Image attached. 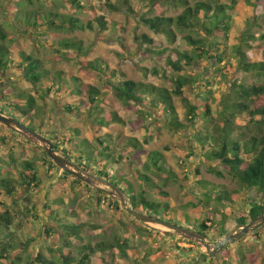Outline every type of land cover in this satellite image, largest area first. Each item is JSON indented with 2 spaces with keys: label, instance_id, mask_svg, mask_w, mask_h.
Returning a JSON list of instances; mask_svg holds the SVG:
<instances>
[{
  "label": "trees",
  "instance_id": "1",
  "mask_svg": "<svg viewBox=\"0 0 264 264\" xmlns=\"http://www.w3.org/2000/svg\"><path fill=\"white\" fill-rule=\"evenodd\" d=\"M15 1L19 9L11 16L27 33L35 36L62 30H90L98 34L109 28V23L103 15L95 16V4L89 0ZM96 5L110 12L125 11L135 15L142 25L156 34L164 35L170 42L176 40L177 32H186L183 37L187 45L182 50L163 47L146 33L134 35V39L144 46L146 54L163 60L170 69L167 73L159 66H144L141 67L143 73L157 77L169 86L124 79L123 75L120 77L114 70H109L100 58L79 59L81 56H88L89 49L84 47L82 40L75 38H61L51 44L58 54L55 59H74L84 69L102 73L116 97L127 109L139 114L134 113V128L145 125L144 121L138 122L139 119L144 120L140 118V113L151 114L150 111L157 110L159 120L170 130L181 132L190 129V140L198 144L201 155L210 162L208 171L219 177L227 174L235 178L242 187L255 189L259 201L251 202L247 211H238L237 216L230 217L232 211L227 210V207L239 198V193L210 183L197 169L194 180L201 190V201L208 206V210L198 216H183L181 211L169 205L167 192L149 175L155 169V175L162 176L164 181L179 178L166 163L164 154L158 150L148 154L147 161L143 163V171L136 170L135 183L119 176L123 160L134 161L136 155L143 151L137 139L131 138L118 154L112 153L117 144L111 143L110 136L104 134L103 128L108 127L110 123H122V117L116 111H105L108 100L96 86L84 83L64 70L51 71L44 66L42 59L24 49L13 50L12 34H9L2 24L0 71L5 72L12 64L20 72L21 85H26L25 88L29 86L30 90L24 87L10 93L1 90L0 111L5 114L14 112L23 119H31L37 106V97L46 100L51 97L52 92L63 96L62 106L68 113L80 112V109L88 104V111L80 116L90 119L92 138L100 147L88 150L85 146V149H79L76 155L74 150L68 152L66 149H60L55 142L56 151L74 160L87 171L122 188L131 207L162 219L168 220L170 217L185 225L194 224L200 229L210 227L205 224L209 221L210 225L221 232L256 217L264 204V60L252 61L244 49L256 50L259 45L264 46V31L258 36L254 33V27L259 26L258 21L264 18V0H230V4L221 3L219 0H196L192 4L189 0H97ZM178 7H182V11L175 16L165 13L168 8ZM72 9L76 15H93L96 24L92 20L85 21L72 15L69 12ZM236 13L240 22L233 31L232 27L236 22L233 14ZM122 28L120 22L113 23L114 31ZM231 52L236 59L234 63L229 59ZM196 61H202L201 70L198 74H190L188 70ZM243 75L257 76L262 83H249ZM187 90L195 94L193 99L184 96ZM177 103L182 104L185 109L183 121L180 119ZM28 126L41 130V133L49 131L33 121H30ZM8 129L15 134L12 129ZM18 136L27 143L34 144L22 135ZM8 142L6 136H0V143L6 145ZM81 143L84 144L85 141ZM35 147L44 155L42 165L46 166L48 163L46 168L49 171L55 167L62 178L70 175L60 170L40 147ZM84 156L86 159H83ZM9 157L7 167H0V194L9 200L0 202V263L6 260L8 264H90L92 255L97 252H117L122 258H128L130 253H138V248L128 236H114L112 241L100 239L95 244L88 238L89 234L83 238L82 233L100 229V226L90 222L73 221L72 218L77 216L74 201L66 204L62 196L51 199L47 196V201L43 204L45 217L39 214L36 204L26 196L23 200L28 201L30 206L27 205L23 209L19 204L22 199L21 192L27 195L31 190H35L41 185L42 178L33 161L26 158L20 161L18 167L12 151ZM113 165L117 167V171L112 168ZM13 171L16 177L12 175ZM71 177L76 183L84 184L93 190V196L99 203H111L115 206L119 211V223L129 232L130 228L120 218L122 210L117 207L118 201L115 198L74 176ZM159 211H162L163 217L159 216ZM27 213L43 222L41 232L47 239L56 230L62 234L61 246L46 247L48 252L52 253V258L38 252L25 257L24 260L23 255L27 253L34 239L20 240L13 224L17 216H26ZM134 221L153 239L173 237L165 231ZM261 228L264 230V225ZM251 237L264 241V237L258 233H253ZM78 239L86 241L80 245L78 254L65 253V245L69 246L72 240ZM208 240L214 243L216 241L209 237ZM181 249L185 253L193 250L192 247ZM222 250L224 248L218 249L215 256ZM158 253H164L160 244L155 245V250L146 255ZM215 256L208 258L209 264H264V248L250 255L239 251L235 262L225 258L218 260ZM130 264L141 263L133 260Z\"/></svg>",
  "mask_w": 264,
  "mask_h": 264
},
{
  "label": "rangeland",
  "instance_id": "2",
  "mask_svg": "<svg viewBox=\"0 0 264 264\" xmlns=\"http://www.w3.org/2000/svg\"><path fill=\"white\" fill-rule=\"evenodd\" d=\"M97 0H89V2L95 4V16L103 15L105 20L109 23V28L101 33H96L90 30L85 31H57L56 33H45L43 35L35 36L34 34L27 33L24 27L19 24L13 17L12 13L16 12L19 7L15 0H0V24H2L9 34H12L13 43L11 47L13 50L24 49L27 53L33 54L35 57H39L44 61V66L48 67L51 71L64 70L65 72L72 73L82 82L92 84L96 86L100 93L103 94L107 101L105 111H116L123 119L122 123H110L108 127L103 128L104 134H108L111 143L117 144V147L113 149L112 153L118 154L122 147L131 138H136L139 144H141L142 152L138 153L134 161L123 160L121 163V169L118 172L119 176H124L126 179L133 181L134 176L137 175L136 170L143 171V163L147 161V156L150 152L158 150L165 156V161L169 165L170 169L175 172L179 178L176 180L164 181L162 176L155 175V169L149 173L153 180L167 192L169 205L181 211L184 214L198 216L200 213L208 210V206L201 201V190L195 183L196 170L198 169L203 178L213 183L214 185L222 186L226 190H236L239 193V198L234 203L229 204L227 210H231L232 213L229 216H237L238 211H247L250 207L249 199L258 198L257 191L253 188H244L233 177L224 174L222 177L216 176L208 171V162L200 152L198 144L195 141L190 140L192 131L190 129L182 130L181 132H174L167 126L163 125L158 117V111H150L151 114L140 113L144 120L139 119L138 122L144 121L147 127L141 126L134 128L132 120L134 113L119 100L112 88L107 85L106 77L98 72L90 69H84L81 64L76 60H62L55 59L58 54L53 50L51 44L61 38H75L83 41L84 47L89 49L88 56H81V60H91L94 58H100V61L104 62L110 69L114 70L118 76L124 79H132L135 81H141L145 83H153L160 86H169L168 83L161 81L157 77L146 75L141 70V67L152 68L159 66L163 70L170 72V69L161 59H155L145 53V48L138 41L134 39L135 33H146L154 40L160 42L163 47L177 48L179 50L186 47V41L183 35L186 32H177V37L174 42H170L164 35L156 34L142 25L135 15L127 14L125 11L110 12L105 8H100L96 5ZM196 0H189V3H194ZM221 3L230 4V0H219ZM182 11V7L168 8L165 10L167 15L175 16ZM72 15H76L74 10L69 11ZM83 20H93L94 16L90 14H78ZM238 14H233L234 26L232 30L236 29V26L240 22ZM244 18V17H243ZM120 22L123 28L113 29V23ZM259 26L254 27V33L258 36L264 31V18L259 20ZM117 30V31H116ZM239 30V28H238ZM102 36H104L102 38ZM64 51V49H62ZM244 52L249 56L252 61L264 60V46L259 45L256 50L244 49ZM229 59L232 63L235 62L232 52L229 54ZM202 61H196L194 65L189 68L190 74H198L201 70ZM245 80L249 83H262V80L254 75H243ZM20 72L11 66L5 71H0V91L5 90L9 93L11 91L17 92L21 87ZM30 90L29 86L25 88ZM184 96L193 99L195 94L191 91H185ZM63 96L60 93L52 92L51 97L46 100H41L37 97V106L34 110V116L31 119H23L21 116L16 115L14 112L9 115L20 120L24 124L28 125L30 121L35 124H40L44 130L48 128L46 133L42 134L49 136L54 140L60 149H66L68 152L74 150V153L78 155V151L81 148L88 150H95L96 147H100L92 138V132L90 128V119L81 117L80 114H85L88 111L89 105L80 109V112L68 113L62 106ZM70 99V98H69ZM177 99V98H175ZM177 110L180 119L184 120L185 109L182 104L177 103ZM41 122V123H40ZM30 127V126H29ZM36 131L34 127H30ZM74 129L78 130L77 132ZM14 132V131H13ZM13 134L7 126L0 123V136H6L9 142L6 145L0 143V167L6 166V163L10 161V151L16 163L19 167L20 161L28 159L33 161L39 170V174L42 178L41 185L35 190H31L27 195L21 192V200L19 204L24 209L27 205L30 206L28 201L23 200V197L31 198L32 202L36 204V209L40 215L44 216L43 204L48 198L55 196H62L66 204L71 203L75 205L77 216L72 220L79 222H90L100 226V229L92 230L89 233H82L83 238H86L89 234V239L95 244L100 239L112 241L114 236H128L132 241V244L138 248L137 254H131L128 258H122L117 252L113 253H101L97 252L92 255L90 264H130L133 260H138L141 264H209L210 260L208 255L202 256L204 248H196L188 253L182 251L183 248H191L189 241L176 236L173 237H160L153 239L150 235L145 234L143 229L134 221V217L129 215L126 211L122 210L121 219L130 228L129 232L125 231V226L119 223L118 209L112 206L111 203H99V201L93 196V190L88 188L84 184L76 183L74 179L68 175L65 178L61 177V173L57 171L55 167H52L51 171L43 166L44 155L34 144L27 143L21 139L16 132ZM85 141V143H81ZM192 151V152H191ZM58 152V151H57ZM61 154L60 152H58ZM62 155V154H61ZM83 159H86L85 156ZM74 161V160H73ZM92 163V161L90 162ZM14 170V167L11 166ZM115 171L117 167L113 165ZM12 175L16 177L15 171ZM250 197V198H249ZM0 202H9V200L2 194H0ZM213 206V205H212ZM2 206L0 205V208ZM117 207L120 209L118 202ZM220 209L222 207L220 206ZM224 209V208H223ZM228 212V211H227ZM30 214V213H29ZM27 213L26 216H17L13 224L17 236L20 240L24 241L29 238H33L34 241L28 248L25 257L36 253L42 252L49 258H52V253L48 252L47 246L55 248L61 246L62 234L60 231H55L47 239L42 234L43 222L36 220L33 216L30 217ZM160 217H163L162 211L158 212ZM138 221V220H137ZM169 222L176 224H183L175 218H168ZM205 232L211 239L217 240L224 232L216 230L213 225H210L208 221L205 223ZM144 225V224H143ZM185 225V224H184ZM188 227L199 228L194 224ZM155 228V227H154ZM221 233V234H220ZM253 233H258L264 237V230L260 227L254 231L244 235L236 242L224 247V250L215 254L211 258L226 259L227 261L235 262L237 253L244 251L248 255L264 248V241L252 238ZM85 239L72 240L71 244L65 245V253L78 254L79 247ZM160 244L163 246L164 253H158L157 255L147 256L149 251L155 250V245ZM213 245L214 242L211 241ZM203 252V253H202ZM208 256V258H207ZM19 261V260H18ZM20 262V261H19ZM0 264H8L6 260H2ZM24 264V262H20Z\"/></svg>",
  "mask_w": 264,
  "mask_h": 264
},
{
  "label": "water",
  "instance_id": "3",
  "mask_svg": "<svg viewBox=\"0 0 264 264\" xmlns=\"http://www.w3.org/2000/svg\"><path fill=\"white\" fill-rule=\"evenodd\" d=\"M0 123L40 147L41 150L44 151L52 160V162L60 168V170L115 198L119 202L120 208L134 217V219L140 221L144 225L165 231L170 235L198 243L201 248H204L205 254L209 257H212L218 249L224 248L225 246L236 242L244 235L264 225L263 204L260 213L256 217L229 229L216 240L214 245H212L211 243L205 241L203 233L197 230H194L186 225L169 222L166 219L134 209L130 206L129 198L122 188L118 187L109 180L103 179L100 176L87 171L76 162L59 154L54 147L53 141H51L46 135L30 128L28 125L24 124L15 117L0 111Z\"/></svg>",
  "mask_w": 264,
  "mask_h": 264
},
{
  "label": "flooded vegetation",
  "instance_id": "4",
  "mask_svg": "<svg viewBox=\"0 0 264 264\" xmlns=\"http://www.w3.org/2000/svg\"><path fill=\"white\" fill-rule=\"evenodd\" d=\"M51 141H53V144L55 143V141L54 140H52V138L51 137H49V136H47ZM54 147H55V145H54ZM56 149V148H55ZM70 160H72V159H70ZM73 161V160H72ZM75 162V161H74ZM72 176V175H71ZM250 198V197H249ZM257 201H259V198H251V199H249V204L251 203V202H257ZM182 225H184V224H182ZM187 226V225H186ZM235 226H237V225H235ZM235 226H233L232 228H234ZM263 226V225H262ZM190 228H192V227H190ZM260 228V227H259ZM192 229H194V230H197V231H199V232H201V233H203V235H204V238H205V241H207V242H209V240H208V236H207V234H206V232H205V229H200V227L199 228H192ZM258 229V228H257ZM225 233V232H224ZM221 236V235H220ZM219 236V237H220ZM218 237V238H219ZM241 239V238H240ZM190 243V246L194 249V247H196V248H198V249H200L201 247L198 245V243H196V242H191V241H189ZM216 242V241H215ZM209 243H211V242H209ZM214 245V244H213ZM203 253V252H202ZM206 256V254L205 253H203L202 254V256ZM207 258H208V256H207Z\"/></svg>",
  "mask_w": 264,
  "mask_h": 264
}]
</instances>
